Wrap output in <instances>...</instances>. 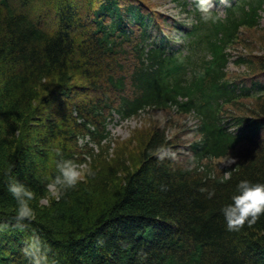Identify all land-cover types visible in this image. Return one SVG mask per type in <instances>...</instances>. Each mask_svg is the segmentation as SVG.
I'll return each mask as SVG.
<instances>
[{"label":"trees","instance_id":"trees-1","mask_svg":"<svg viewBox=\"0 0 264 264\" xmlns=\"http://www.w3.org/2000/svg\"><path fill=\"white\" fill-rule=\"evenodd\" d=\"M263 3L242 0L225 18H198L187 36L197 37L193 51L205 50L188 57L192 80L181 56L144 52L150 26L161 21L146 0H0V264H29L21 249L33 234L50 264H264V214L228 231L221 212L241 179L264 182V97L240 104L264 86L250 82L235 94L224 70L225 46L240 26L256 27ZM238 62L264 70L250 57ZM230 103L247 110L230 114L237 133L222 123ZM175 104L200 119L188 146L158 124L124 144L109 138L113 112L133 117ZM86 137L96 148L79 143ZM161 146L170 150L163 159ZM57 148L86 168L75 187L53 194ZM228 157L219 169L213 162ZM9 169L34 194L35 219L23 229Z\"/></svg>","mask_w":264,"mask_h":264},{"label":"clouds","instance_id":"clouds-1","mask_svg":"<svg viewBox=\"0 0 264 264\" xmlns=\"http://www.w3.org/2000/svg\"><path fill=\"white\" fill-rule=\"evenodd\" d=\"M212 0H197V8L203 14L205 20L215 19L212 16ZM80 143H84V138H80ZM58 159L56 160V174L50 178L49 185L61 192L75 187L82 178V166L71 158H66L61 154L59 148L56 149ZM160 159H163L170 152L169 149L161 146L156 150ZM234 163V158L232 159ZM195 158L191 167H195ZM8 172L7 190L16 201L15 222L23 229L25 221L35 219V211L31 205L34 194L33 190L24 182H21L16 176ZM89 175H94L91 169ZM200 191H208L201 187ZM215 194L214 190L209 191V197ZM221 212L226 221L228 231H239L245 223L249 226L254 225L264 214V182H253L248 179H241L236 185V190L231 195L229 203L222 206ZM103 243V241H99ZM22 252L29 259V264H50L48 251L44 241L38 234H33L25 239Z\"/></svg>","mask_w":264,"mask_h":264},{"label":"rangeland","instance_id":"rangeland-1","mask_svg":"<svg viewBox=\"0 0 264 264\" xmlns=\"http://www.w3.org/2000/svg\"><path fill=\"white\" fill-rule=\"evenodd\" d=\"M153 7L152 9L157 13L165 14L169 17L174 16L178 20H183L186 23L191 22V16L187 14L186 11H182L181 7L177 5L175 0H146ZM218 1V2H217ZM225 3V0H212L213 7L212 9H217L220 14H222V6ZM190 6L186 7L189 9ZM260 25L262 26L259 29H248L243 30L241 34V39L238 44H235L231 47V50L235 56H239L242 54L243 56L247 55L252 58L256 62L259 63L264 68V11L262 12V17L260 21ZM181 40H177L176 43H180ZM132 43H135L134 41ZM263 48V49H262ZM130 59H134L133 56ZM126 64V70L130 67L129 60H123ZM262 64H261V63ZM229 71H233L229 76L230 78H236L237 80H243L247 77H254V79H258L264 74H261L260 69L252 73L250 70H247L243 65H234L232 63L229 64ZM245 106L252 107L255 106V102L252 99L244 100ZM239 107V106H238ZM232 113H246L243 107L238 109L234 107L231 109ZM154 124H165L170 131V134L175 137V140H179V143L190 142L194 139L191 134V128L195 125V118L190 115H179L173 111H157L150 110L145 111L143 113L138 114L137 116L129 119H122L118 115H114L113 120H111L108 124V130L110 131V137L114 140V144H124L128 142L130 139H133L135 135H137L140 131L145 130L149 125L152 126ZM113 146V144H112ZM181 147V146H179ZM180 151L182 150L179 148ZM231 157V156H230ZM230 157L221 159L218 161H213L216 163L217 168H221V165L227 163L230 160ZM86 167L82 166V173ZM52 189V193L54 194V189Z\"/></svg>","mask_w":264,"mask_h":264}]
</instances>
